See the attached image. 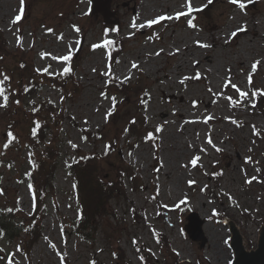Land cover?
<instances>
[{"label": "rangeland", "instance_id": "1", "mask_svg": "<svg viewBox=\"0 0 264 264\" xmlns=\"http://www.w3.org/2000/svg\"><path fill=\"white\" fill-rule=\"evenodd\" d=\"M186 1L148 0L147 9L144 0H110V23L105 25L101 15L93 16L90 0H0V87L9 84L19 90L21 73L15 69L25 60L42 76L73 67L69 89L75 92L65 96L45 81L35 95L36 104L52 102L56 109L57 124L49 118L54 129L46 131L40 151L53 137L57 165L47 183L52 189L46 188L39 237L28 245L21 233L10 242L0 227V264H9L10 257L13 264H142L136 245L148 247L158 264H219L212 250L219 257L226 253L232 264L236 228L245 249L258 245L264 229V107L253 109L252 102L254 91L264 95V37L253 43L250 36L223 31L237 15L260 21L264 32V0H242L243 8L241 3L207 0L178 19L173 15L147 25L159 13L171 14L172 6L175 14L181 12L180 4ZM149 10L145 23L136 27V20ZM17 15L21 19L13 23ZM210 25L219 35L212 71L208 63L194 67L190 60L187 68L176 71L172 35L205 37ZM106 40H118L122 46L113 68L108 47H92ZM157 47L166 53L156 56ZM69 51V61L55 59ZM135 60L137 67L132 66ZM256 61L260 63L253 72ZM120 62L128 68L125 75ZM197 73L199 78H194ZM11 75L6 83L4 77ZM112 79L125 84L118 86ZM27 102L13 104L0 95V214L14 219H26L35 210L31 159L40 151L34 150L38 140H30L32 110ZM136 108L144 128L131 132L125 122ZM9 132L16 137L13 144ZM113 135L118 146L107 154V142L114 146ZM84 153L106 155L98 161L104 180H113L118 171L122 179L120 190L110 194V212L96 219L95 230L79 232L73 225L79 207L68 165ZM192 211L202 220L207 239L203 246L184 231ZM156 231L169 242L172 254L166 258L164 236L156 238Z\"/></svg>", "mask_w": 264, "mask_h": 264}, {"label": "trees", "instance_id": "2", "mask_svg": "<svg viewBox=\"0 0 264 264\" xmlns=\"http://www.w3.org/2000/svg\"><path fill=\"white\" fill-rule=\"evenodd\" d=\"M112 42L113 43L109 45V49L111 63L113 64L116 61L122 46L118 40ZM0 56H2V54ZM16 65L17 66L15 70H18L19 73H21L19 77H17L20 79L19 90H12V87L9 84H7V87L2 86L4 89V98L7 97L6 100H9L14 104L16 101L19 103L25 100L28 101L26 104L32 110L30 113L32 122L30 125V140L34 143L35 140H38V143L34 147V150L38 152L40 151V143L44 142L46 139V131H52L54 126L57 124L54 118L56 109L52 102H39L36 104L32 100L34 99L36 93L44 85L45 81H49L53 87L61 89L65 96L72 97L75 92L71 91L69 87L72 85V83H74V69L73 67H69L71 69L70 72H63L57 76H46L45 74L42 76L35 71L31 64L27 63V61L25 62V60H20ZM12 78L13 75L9 76L6 80V83ZM112 81L118 86L120 84H125V82H119L116 80ZM253 106L259 110H262L264 107V95L258 91H256ZM142 107L143 106L140 105L138 108L141 110ZM138 113L139 110L136 108V112L132 116H129L128 114V119L125 122V127L131 132L139 127V130L144 128L143 122L137 117ZM49 114H51L53 117H51ZM49 118L52 119V123L54 125L53 128L49 125ZM33 129H35V134H33ZM112 137L115 138L114 146L110 141L107 142V154L110 152H115L118 146L117 136L113 135ZM15 139L10 138L9 142L11 144L15 143ZM53 142L54 139L51 137L50 143L45 144L44 148L31 159L32 172L30 174V184L35 193L34 212L26 219H14V216L7 217L3 214H0V227L7 231V234L10 236V242L12 241V238L16 236L19 237L21 233H24V235L28 237L27 241H25L28 243V245H30L36 238L39 237L40 232L38 230L45 212V197L47 193L46 188L48 187V189H52V185L47 183L48 180L51 182V177L55 171L59 154L56 149L53 150ZM105 157L106 155L100 156L98 153H84L78 156L77 161L68 165L70 172L73 174L75 179L77 200L80 207V213L75 218V227L79 232L87 229L88 227L92 228L93 230L96 229V226L99 224L96 219H100L105 214L110 212V207L108 205L110 194L120 190L122 179L121 172L118 171L117 176L113 180H104L103 177H101V167L98 166V161L104 159ZM121 170L123 169L121 168ZM218 177L219 174L217 173L213 178L215 183H217ZM154 234L156 238L164 236L162 233L157 231L154 232ZM25 242L23 245L25 251L28 252L29 247L25 245ZM136 247L140 253L142 264L159 263L148 247L138 245H136ZM162 249H166L164 255L165 258L168 254H172V251H170L171 249L169 242L165 236L164 248ZM117 257L122 262H124L123 256L118 255Z\"/></svg>", "mask_w": 264, "mask_h": 264}, {"label": "bare ground", "instance_id": "3", "mask_svg": "<svg viewBox=\"0 0 264 264\" xmlns=\"http://www.w3.org/2000/svg\"><path fill=\"white\" fill-rule=\"evenodd\" d=\"M206 1L207 0H199V1L198 0H187L186 2H183L180 4V5H182V7L180 9H183L181 12L188 11L189 5L191 6V8L194 11L199 6L203 5V3ZM220 1H222V0H220ZM224 1H228L233 5H238L241 3L242 0H238L237 3H233V2H231V0H224ZM142 7L147 8V9L149 8L148 0H144ZM170 10H172V13L170 12L171 14L159 13V16L171 17V16L175 15V11H173L174 6H172L170 8ZM150 13H151V10L148 11V14H145L141 18L137 19L135 22V26L139 27L142 24H144L146 17L150 16ZM238 26H241V28H238ZM260 26H261L260 21H258V20H254V19H250V18H240L236 15L229 22V24H227L223 33L225 35H229L233 32H236V34H239V35L250 36L248 41L254 43L257 41L258 38L264 37V32L260 29ZM215 28L216 27L214 25H210L206 29L205 37H201V36L198 37L197 35H194V36H191L190 39H185L181 36L172 35L174 37V39L176 40V42H175L176 45L172 48V50H175V52H177L176 56L178 55V60L176 61V64H175V70L176 71H182L183 69L187 68L188 60H190L191 63L194 64V67L195 66L196 67H198V66L204 67V66H206L205 64L208 63V65H211V67H208V68L210 71H212L213 66L215 65L212 52L218 46V43H219V35L216 33ZM238 29H243V30L237 31ZM197 41H199L201 44L209 45V47H201L199 44H197ZM192 47L196 48L195 53L191 52ZM175 52L173 51V54ZM165 53H166V50L163 49L162 47H157L154 51V54L156 56L163 55ZM142 55H143L142 52H139L136 56L138 58H141ZM238 61H243V58L239 57ZM134 63L136 64L138 62L135 60ZM119 70H120V73L122 75H125L128 72L127 66L125 64H123L122 62H120V64H119ZM164 77L169 78L170 73L165 72ZM263 125H264V122H263ZM204 226H207V224L205 223ZM235 230H236L235 234H237V232H239V229L236 228ZM238 234L236 236H234L235 239H237V237H239ZM242 243H243V241H242ZM212 252H213V255L215 256V258L218 259L219 264H221V261L223 262V264H230L229 261H230L231 257H228L226 253L224 255L222 253L223 256L219 257V253L217 251L212 250Z\"/></svg>", "mask_w": 264, "mask_h": 264}, {"label": "water", "instance_id": "4", "mask_svg": "<svg viewBox=\"0 0 264 264\" xmlns=\"http://www.w3.org/2000/svg\"><path fill=\"white\" fill-rule=\"evenodd\" d=\"M110 0H93L94 14L101 13L104 19L109 15ZM188 223L185 225V230L188 232L190 238L199 240L200 245L203 246L206 242L201 224L202 220L199 219L196 212H191L188 215ZM234 242L236 249V258L233 264H264V229L259 239L258 246L255 250L247 252L237 240Z\"/></svg>", "mask_w": 264, "mask_h": 264}, {"label": "snow or ice", "instance_id": "5", "mask_svg": "<svg viewBox=\"0 0 264 264\" xmlns=\"http://www.w3.org/2000/svg\"><path fill=\"white\" fill-rule=\"evenodd\" d=\"M21 2H23V0H21ZM231 2H233V3H237L238 0H231ZM240 7L243 8V7H244V4L241 3V4H240ZM191 11H193V9H192L191 6L189 5V7H188V12H191ZM175 15H176V18L178 19L180 16H182V15H186V13H185V12H179V13H176ZM166 18H167V19H171L172 17L160 16V17H158V18H156V19L148 20L146 23H147L148 26H152V25L157 24V23H159V21L164 20V19H166ZM20 19H21V16H20V15H17V16L15 17V20L13 21V23H15L16 21H19ZM188 23H189V26H191V27H194V26H195V25L192 24V21H191V20H189ZM76 30L79 31L78 28H77ZM241 30H243V29H238L237 31H241ZM47 31L51 32L52 29H48ZM232 35L235 36V35H236V32H233ZM112 43H113V42H112L111 40H106V41H104L103 44H96V45H93L92 47H93V49L98 48V47H108V46L111 45ZM197 44H199L201 47H209V45L201 44L199 41H197ZM157 54H158V53H157ZM42 55H47V54H46V53H42ZM71 56H72L71 51H69L68 55H64V56H60V57H55V59H59V60H63V61H69V60L71 59ZM259 63H260L259 61H256V62L253 63V65H252L253 72L256 71L257 65H258ZM132 66H133V67H137V65H136L135 63H133ZM38 71H39V70H38ZM43 71H44V72H47L48 69L45 68V69H43ZM70 71H71V69H70L69 67H65V68L63 69V72H64V73H68V72H70ZM106 74H107V73H106ZM251 75H252V74L250 73V74H249V82H251ZM194 78H199V73H197V74H196V77H194ZM7 79H8V77L5 76V77H4V80H7ZM185 79H188V78L186 77ZM181 82L183 83V81H181ZM228 83H230V81H228ZM2 84H3V80H0V85H2ZM225 86H227V85H225ZM231 86H232L233 88H236L238 92L240 91V89L237 88L236 85L233 84V85H231ZM3 93H4V89H3V87H0V95H3ZM101 95H104V94L102 93ZM240 95H241V96H247V93H246V92H240ZM253 95H256V92H253ZM6 99H7V97H5V100H6ZM112 99H113V104H115V97H113ZM229 99H230V98H229ZM5 106H6V105H5ZM210 118H211V117H209V119H210ZM157 130H159V129H157ZM33 134H35V129H33ZM8 135H9L10 137H12V139H15V137L12 136V133H11V132H9ZM151 135H152V134L149 133V137H151ZM208 142L211 144V139H209ZM73 146L75 147V145H73ZM5 147H7V145H5ZM198 160H199V157H198V156L193 157V159H192V161H191L192 165L195 166ZM253 179H255V177H254ZM249 182H251V181H249ZM189 183H194V181H190ZM0 235H2V233H0ZM52 247L55 248V245H52ZM18 250H19V249H18ZM61 260H63V257H61ZM9 264H13L11 257L9 258ZM93 264H95V262H93Z\"/></svg>", "mask_w": 264, "mask_h": 264}]
</instances>
